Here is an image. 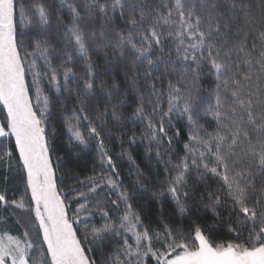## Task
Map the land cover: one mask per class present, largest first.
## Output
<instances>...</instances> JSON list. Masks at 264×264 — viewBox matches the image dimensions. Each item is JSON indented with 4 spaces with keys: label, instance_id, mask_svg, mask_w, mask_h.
<instances>
[{
    "label": "snow or ice",
    "instance_id": "obj_1",
    "mask_svg": "<svg viewBox=\"0 0 264 264\" xmlns=\"http://www.w3.org/2000/svg\"><path fill=\"white\" fill-rule=\"evenodd\" d=\"M0 264H264V0H0Z\"/></svg>",
    "mask_w": 264,
    "mask_h": 264
},
{
    "label": "trees",
    "instance_id": "obj_2",
    "mask_svg": "<svg viewBox=\"0 0 264 264\" xmlns=\"http://www.w3.org/2000/svg\"><path fill=\"white\" fill-rule=\"evenodd\" d=\"M252 3L254 5H258L259 4V0H252ZM254 14L257 15V16L259 15V9L258 8H254ZM28 80H29V83H30L31 82V76L28 77ZM205 86H207V85H205ZM129 111H130V109H129ZM56 127L59 128L60 125L57 124ZM137 127L139 128L140 126H137ZM12 143L14 144V141H12ZM125 146H127V145H125ZM182 146H183V139H181L180 142H179V144L177 145V147L180 149V153L181 154H182ZM119 150H120L119 145H116L114 147V152H118ZM144 151H145L144 146L143 145H140L138 147H135V150L133 152V155L137 158V162L140 164L141 168L147 174L148 171H149V169H153L154 170V167H155L157 161H156L155 158H153L151 160V162L145 160L144 159ZM120 167L121 168H127L128 167L126 160L123 163L120 164ZM217 186L218 185H213V187H217ZM74 207H75V205H73V209H74ZM210 215L211 214L209 213V216ZM209 223H211V220L210 219H209ZM223 236H224V231L223 230H221L220 232L217 233V237H223Z\"/></svg>",
    "mask_w": 264,
    "mask_h": 264
}]
</instances>
